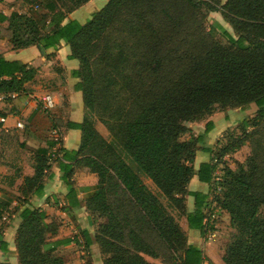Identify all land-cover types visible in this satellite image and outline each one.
<instances>
[{
  "label": "trees",
  "instance_id": "obj_1",
  "mask_svg": "<svg viewBox=\"0 0 264 264\" xmlns=\"http://www.w3.org/2000/svg\"><path fill=\"white\" fill-rule=\"evenodd\" d=\"M87 1L41 0L35 15L41 9L49 15L50 32L38 31L42 18L16 14L11 42L14 48L48 47L63 39L69 58L78 61L74 88L87 113L96 114L111 136L103 138L89 114L80 123H66L81 132L76 163L98 177L99 187L84 205L105 218L94 234L103 264H154L148 258L159 256L156 246L177 256L172 264H203L201 250L187 243L168 207L140 176L190 229L203 234L205 196L189 192L187 183L193 174L209 183L221 158L245 142L250 143L245 165L224 169L221 192L212 201L228 213L234 229L223 262L264 264V0H107L85 23L69 19L61 24ZM213 11L234 35L218 24L206 25ZM216 27L224 42L215 38ZM33 75V68L0 57V93L23 92ZM251 104L255 110L241 121L240 136L225 131L214 162L200 164L195 172L198 137L180 139L188 131L185 123L216 109ZM46 161L45 155H35L34 174L26 182L41 180ZM65 182L71 185L68 174ZM186 195L194 199L191 213L185 209ZM45 217L39 208L21 211L14 239L17 264H65L46 245L44 235L55 226Z\"/></svg>",
  "mask_w": 264,
  "mask_h": 264
},
{
  "label": "crops",
  "instance_id": "obj_2",
  "mask_svg": "<svg viewBox=\"0 0 264 264\" xmlns=\"http://www.w3.org/2000/svg\"><path fill=\"white\" fill-rule=\"evenodd\" d=\"M40 2L0 0V57L34 69L23 92L0 100V117L3 118V122L0 121V262L17 264L14 239L21 211L35 207L45 212L46 223H54V232L44 235L45 242L65 264H103L105 255L100 252L94 234L105 218L91 214L84 205L85 198L99 187L98 177L76 163L74 152L80 145L81 132L66 125L67 122L80 123L86 116L82 94L74 88L78 78L73 72L78 68V61L69 58V47L63 39L56 46L48 47L33 43L14 48L11 42L14 36L12 17L16 14L42 18L38 21V31L40 34L50 32L53 25L49 15L44 16L42 9L35 15ZM106 2L89 0L67 13L61 24L69 19L85 23ZM209 17L218 25H225L218 12H210ZM27 33L24 36H28ZM45 95L54 102L50 109L43 106ZM254 110L252 104L244 109H216L200 120L185 123L188 131L180 139L198 137L192 162L195 172L200 164L214 162L213 152L222 142L225 131L236 128ZM16 123L21 126L17 127ZM95 128L104 136L99 124L95 123ZM36 154L47 157V168L34 185L26 181L34 174ZM218 168L216 164L209 183L200 181L196 174L187 183L189 192L205 196L203 211H208L210 217L211 237L207 239L204 232L190 229L185 217L179 222L187 243L201 250L203 264L207 261L225 264L222 260L224 248L234 233L228 213L212 201ZM67 174L70 186L65 182ZM185 209L188 213L194 210L191 195L185 197Z\"/></svg>",
  "mask_w": 264,
  "mask_h": 264
},
{
  "label": "rangeland",
  "instance_id": "obj_3",
  "mask_svg": "<svg viewBox=\"0 0 264 264\" xmlns=\"http://www.w3.org/2000/svg\"><path fill=\"white\" fill-rule=\"evenodd\" d=\"M216 12V11H213ZM210 13V12H209ZM209 13L208 16L206 18V25H216L217 23L214 22L213 17H209ZM219 13V12H218ZM220 15V14H219ZM221 16V15H220ZM223 24H225L224 26H222L225 30H227L228 32H230V34L234 35L232 28L230 27V25L225 22L223 20ZM214 36L217 40L224 42L225 38L221 36L220 34V29L218 27H216L215 32H214ZM249 106V105H248ZM254 106V105H253ZM89 114L90 117H92V119L94 120V125L95 123L99 124V126H101L103 135V138H105L107 141H109L111 139L110 134L108 133L107 129L105 128V126L98 120V117L96 114L93 113H87L86 110V115ZM241 124V122L236 126V128H234L231 132L234 133V135L240 136L241 134V130H239V125ZM225 142V140L223 139V143ZM223 144H221L222 146ZM250 152V143L249 142H245L242 144V146L230 153L227 154L226 156H224V158H221V162L219 164V168H218V172H217V180L215 181V185H214V191L213 194L215 195H219V193L221 192V187H220V182L223 179V171L225 168H231V169H236L238 164H242L245 165L246 162V158L249 155ZM129 162V160H127ZM143 180V182L146 184V186L152 190L161 200V202L168 207V211L174 216V218L176 219V221L178 222V224L180 225L179 222H181L183 220V216H181L179 214V212L174 209L173 207H171L168 204V201L160 194V192L156 189V187L150 182L149 179H147L144 175L140 176ZM212 194V196H213ZM208 214V211L205 213V215ZM183 222V221H182ZM208 239V238H207ZM156 249L159 253V256L157 258H148V260L154 264H172V262H175L176 257L177 256H173L168 250L162 248L161 246H156Z\"/></svg>",
  "mask_w": 264,
  "mask_h": 264
},
{
  "label": "built area",
  "instance_id": "obj_4",
  "mask_svg": "<svg viewBox=\"0 0 264 264\" xmlns=\"http://www.w3.org/2000/svg\"><path fill=\"white\" fill-rule=\"evenodd\" d=\"M7 95L11 97V96L14 95V93H0V100H2ZM42 102H43L44 108H46V109H50V108H52L54 106V102H53L52 98L49 95H45L42 98ZM0 121L3 122V118L2 117H0ZM16 126L20 127L21 124L20 123H16ZM206 217H207L206 218V222L204 223V236L209 239L211 237L212 230H211V224L208 221V218L210 220V217H209V215H207Z\"/></svg>",
  "mask_w": 264,
  "mask_h": 264
}]
</instances>
